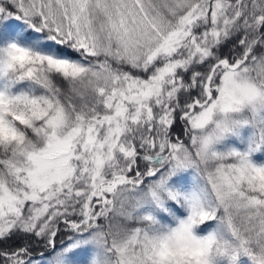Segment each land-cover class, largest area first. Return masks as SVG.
Segmentation results:
<instances>
[{
    "label": "snow or ice",
    "instance_id": "1",
    "mask_svg": "<svg viewBox=\"0 0 264 264\" xmlns=\"http://www.w3.org/2000/svg\"><path fill=\"white\" fill-rule=\"evenodd\" d=\"M0 264H264V0H0Z\"/></svg>",
    "mask_w": 264,
    "mask_h": 264
},
{
    "label": "trees",
    "instance_id": "2",
    "mask_svg": "<svg viewBox=\"0 0 264 264\" xmlns=\"http://www.w3.org/2000/svg\"><path fill=\"white\" fill-rule=\"evenodd\" d=\"M179 131V129H177V132ZM61 243V239H58L57 240V246H59V244ZM43 252L44 253V255L46 256V257H48L49 258V260H51L53 257H54V253L52 252V250L51 249H44L43 247H40L39 249H37V252Z\"/></svg>",
    "mask_w": 264,
    "mask_h": 264
}]
</instances>
